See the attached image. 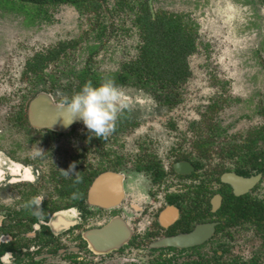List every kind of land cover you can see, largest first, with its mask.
Masks as SVG:
<instances>
[{
	"label": "flooded vegetation",
	"instance_id": "af4514ba",
	"mask_svg": "<svg viewBox=\"0 0 264 264\" xmlns=\"http://www.w3.org/2000/svg\"><path fill=\"white\" fill-rule=\"evenodd\" d=\"M75 86L31 84L25 103L6 117L13 131L0 132V264H237L246 241L264 247V123L240 135L213 125L205 110L194 118L192 144L172 141L165 157L148 132L127 145L140 122L132 108L118 114L106 140L82 121L61 132L31 125L33 99L47 94L56 104L57 90L71 96ZM122 88L171 110L183 103L164 105L152 93ZM111 224L102 240L112 246L93 251L86 233ZM196 230L193 245L156 247ZM138 253L150 258L140 261Z\"/></svg>",
	"mask_w": 264,
	"mask_h": 264
},
{
	"label": "rangeland",
	"instance_id": "374dc122",
	"mask_svg": "<svg viewBox=\"0 0 264 264\" xmlns=\"http://www.w3.org/2000/svg\"><path fill=\"white\" fill-rule=\"evenodd\" d=\"M153 6L155 11L184 14L193 20L198 25V48L189 58L192 76L180 90L183 103L179 107L171 110L148 93L124 89L132 101L131 119L140 120L127 145L135 133L148 132L155 141L154 151L162 157L172 141H184L188 147L193 142L194 118L205 110L211 113L213 125L240 135L247 127L264 123V0H157ZM102 13L108 26L106 45L95 57L93 69L109 73L116 71L121 61L137 55L139 35L131 26L133 16L111 15L106 9ZM89 27L87 18L79 17L71 6L60 7L52 23L37 27H26L21 17L0 12V132L13 131L6 117L14 115L17 105L27 99L32 82L22 78L26 60L58 41L78 38ZM86 57L77 50L71 64L79 69ZM64 69L50 67L49 71L59 76ZM240 249L237 264L252 260L264 264L261 240L246 241ZM135 257L140 261L150 258L148 253Z\"/></svg>",
	"mask_w": 264,
	"mask_h": 264
},
{
	"label": "trees",
	"instance_id": "16d2710c",
	"mask_svg": "<svg viewBox=\"0 0 264 264\" xmlns=\"http://www.w3.org/2000/svg\"><path fill=\"white\" fill-rule=\"evenodd\" d=\"M0 0V12L22 18L26 27H37L53 22L54 13L62 6L73 7L79 17H86L87 29L78 38L61 40L29 57L22 73L23 79L32 84L76 85L78 92L86 81L99 86L102 80L112 79L118 86H132L152 93L164 105L182 102L181 88L192 76L189 58L198 48V25L184 14L155 11L152 16L149 0ZM157 0H152L155 4ZM111 4V7H108ZM106 6V7H105ZM131 19V26L139 35L137 55L121 61L116 71L97 72L93 69L95 57L106 43L108 26L104 23L103 10ZM86 53L83 65L77 69L71 64L76 51ZM50 67L60 68L56 76ZM213 107H210L212 110ZM157 261L151 264H169Z\"/></svg>",
	"mask_w": 264,
	"mask_h": 264
},
{
	"label": "clouds",
	"instance_id": "9594fccd",
	"mask_svg": "<svg viewBox=\"0 0 264 264\" xmlns=\"http://www.w3.org/2000/svg\"><path fill=\"white\" fill-rule=\"evenodd\" d=\"M61 83H65L62 81ZM58 103L54 106L57 110H63L73 119L79 118L84 126L96 137L107 139L115 130V123L118 114L132 107V101L125 90L116 84L112 79H104L99 86H94L92 81H86L80 91L74 92L71 96L57 90ZM41 150L37 149V154ZM74 165L70 170L74 169ZM65 175L69 172L63 171ZM77 182H80L78 173L75 174ZM39 197L33 198L34 203ZM12 257L10 253H5V258Z\"/></svg>",
	"mask_w": 264,
	"mask_h": 264
},
{
	"label": "water",
	"instance_id": "95a60500",
	"mask_svg": "<svg viewBox=\"0 0 264 264\" xmlns=\"http://www.w3.org/2000/svg\"><path fill=\"white\" fill-rule=\"evenodd\" d=\"M149 7L152 15H154L152 0H149ZM54 105L55 103L53 99L47 94H39L35 99H33L28 108V119L31 125L38 128L46 127L61 132L65 131L72 122L82 121L79 118H75L71 123H68L71 117L65 114L63 110H57ZM175 168L178 172H180L178 165H176ZM99 184H101V181L95 185L94 190L97 189ZM111 228L113 229L112 224L104 227L103 229L92 230L86 233V237H91V239H89V245L93 251L102 253L105 251V248L107 249L112 246L113 241L111 239H108L107 241L102 240L105 233L111 232ZM194 232L195 233L193 234H186L173 239H163L156 245V247L173 246L182 248L183 246L193 245L196 243V237L200 235V230H196ZM123 236L124 233L122 234V237ZM110 241L111 244H108ZM122 242L124 241L116 242L114 245L122 244Z\"/></svg>",
	"mask_w": 264,
	"mask_h": 264
}]
</instances>
